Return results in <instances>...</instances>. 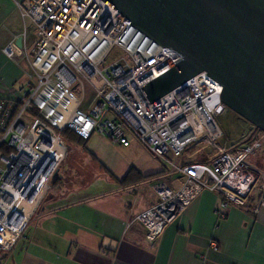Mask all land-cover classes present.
<instances>
[{
  "label": "built area",
  "instance_id": "built-area-1",
  "mask_svg": "<svg viewBox=\"0 0 264 264\" xmlns=\"http://www.w3.org/2000/svg\"><path fill=\"white\" fill-rule=\"evenodd\" d=\"M19 8L30 29L23 27L16 37L21 47L15 38L3 53L24 58L28 68L18 95L0 98V257L13 248L58 178L67 154L64 129L83 140L96 133L124 147L134 138L171 169L168 175L183 176L178 190L155 186L157 204L137 216L149 244L204 189L223 195L219 208L242 205L260 180L257 205H264V167L249 162L261 140L219 127L217 119L230 111L219 100L220 84L201 72L150 103L141 86L172 68L173 55L114 8L102 0H25ZM29 31L36 36L30 58ZM114 48L127 58L105 63ZM193 144L208 152L200 161L182 163Z\"/></svg>",
  "mask_w": 264,
  "mask_h": 264
},
{
  "label": "crops",
  "instance_id": "crops-1",
  "mask_svg": "<svg viewBox=\"0 0 264 264\" xmlns=\"http://www.w3.org/2000/svg\"><path fill=\"white\" fill-rule=\"evenodd\" d=\"M24 1L0 0V98L17 96L26 81V60L3 53L23 27L30 29L19 8ZM90 138L84 146L68 139L90 153L92 164H82V152L68 146L63 170L0 264H264L259 192L251 191L242 205L219 208L223 195L204 189L149 244L137 216L157 204L155 186L178 190L183 176L169 178L168 168L145 147L138 146L131 159H115L87 147Z\"/></svg>",
  "mask_w": 264,
  "mask_h": 264
},
{
  "label": "water",
  "instance_id": "water-1",
  "mask_svg": "<svg viewBox=\"0 0 264 264\" xmlns=\"http://www.w3.org/2000/svg\"><path fill=\"white\" fill-rule=\"evenodd\" d=\"M102 1L173 55L172 68L141 86L150 103L205 72L219 100L264 133V0Z\"/></svg>",
  "mask_w": 264,
  "mask_h": 264
},
{
  "label": "rangeland",
  "instance_id": "rangeland-1",
  "mask_svg": "<svg viewBox=\"0 0 264 264\" xmlns=\"http://www.w3.org/2000/svg\"><path fill=\"white\" fill-rule=\"evenodd\" d=\"M28 35H29V43L27 44L26 52L28 53V57L30 58L31 49L33 48V46L35 45V42H36V36H35V33L33 31H29ZM121 56L126 57L125 54L123 55V53H121L117 48H114L110 52V54L107 57V59L105 60V63L111 62V61L114 60V58H118V57H121ZM25 64L28 66V62L27 61H25ZM85 88H86L87 97H89L92 90L87 84H86ZM73 92L75 93V95L77 97L80 96L78 85H76L73 88ZM217 123H218L219 127L226 134H232V133L243 134L244 133L245 135H247L249 133L250 137L252 135V136H255L256 138H259L261 140L263 148H260V150H259V152H258V154L256 156L250 157L249 158V162L254 164V165H256L259 168L264 167V133L262 131H260L258 129V130H254V133L253 132L252 133L249 132L248 129H249V127L251 125L247 121H245L242 118H240L237 114H235L231 110L225 116H223L222 118H218L217 119ZM65 134H66V130L61 134V137L65 138V140L63 139V142L67 146V149H68V146H72L74 149L79 150L80 152H82V155L78 156L80 158L81 163L85 164V165L92 164L89 161L90 153L86 152L83 149V147H80L79 145H76L75 143H72L71 140L66 139L67 137H65L66 136ZM129 140H130V146L129 147H124V146H121V145H118V144H114V143L110 142L108 139L102 138L99 134L95 133V134H93L91 136L89 144L87 145V147L92 148V149H100L101 151H106V152H109V153H113L115 159H120L121 157H124V156H125V159L127 157L129 159H131V154L134 153L136 148H138V146H139L140 149H143L144 146H142L134 138L130 137ZM204 150H205L204 147L202 145H200V144H193V145L189 146L186 149L185 153L183 154V156L181 158V162L183 163V162H189V161H200V160H202V153L204 152ZM205 152H208V150L207 151L205 150ZM83 153H85V155ZM151 156H153V155H151ZM66 157L64 159L63 168H64L65 163H66ZM151 159L154 161L155 157H151ZM258 159H260V160H258ZM256 160H258V161H256ZM117 161L118 160H116L115 162H117ZM70 162L74 163L75 160L72 159ZM164 165L168 168V172H167V175H168V173H169V171L171 169L166 164H164ZM63 168H62V170H63ZM178 176H179V174H173V175H170L169 178H171V179L174 178L175 179ZM259 184H260V180H257L255 185L253 186V190H252L253 193H255V192H259L260 193ZM45 199H46V197L44 198V200Z\"/></svg>",
  "mask_w": 264,
  "mask_h": 264
},
{
  "label": "trees",
  "instance_id": "trees-1",
  "mask_svg": "<svg viewBox=\"0 0 264 264\" xmlns=\"http://www.w3.org/2000/svg\"><path fill=\"white\" fill-rule=\"evenodd\" d=\"M66 130V136L65 137H67V139H77V141H78V139L80 140V142L79 143H82L83 144V146L85 145V142H86V140H83V139H81L79 136H77L73 131H71V130H69V129H64L63 131H62V133L64 132ZM256 130H258V129H256ZM61 133V134H62Z\"/></svg>",
  "mask_w": 264,
  "mask_h": 264
}]
</instances>
